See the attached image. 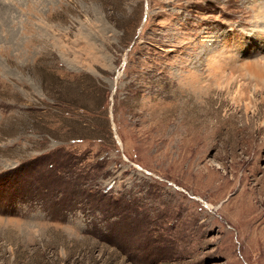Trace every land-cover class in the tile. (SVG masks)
I'll list each match as a JSON object with an SVG mask.
<instances>
[{"label":"rangeland","instance_id":"rangeland-1","mask_svg":"<svg viewBox=\"0 0 264 264\" xmlns=\"http://www.w3.org/2000/svg\"><path fill=\"white\" fill-rule=\"evenodd\" d=\"M251 8L0 0V264H264Z\"/></svg>","mask_w":264,"mask_h":264},{"label":"bare ground","instance_id":"bare-ground-1","mask_svg":"<svg viewBox=\"0 0 264 264\" xmlns=\"http://www.w3.org/2000/svg\"><path fill=\"white\" fill-rule=\"evenodd\" d=\"M252 12H255V19H259L261 16H264V11L259 8H251ZM225 63H212L211 72L214 76H219L224 73ZM241 73L245 71L244 69L239 70ZM251 76L254 82H257L264 88V62L259 61L256 62L253 66V69L250 70L249 73H242V77ZM218 88L221 89L222 92H230L232 88L230 85L223 86L221 84L218 85ZM231 93V92H230ZM231 95V94H230ZM261 98V99H260ZM233 100V99H232ZM234 102L237 105L236 109L232 111V113L227 114L225 120L227 121H235L241 123V129L247 131L249 129L254 128H264V116L262 119L259 118L261 114V105L264 104V93L258 91L257 87L254 88L253 91H242L241 89L237 90V95L234 98ZM238 117V118H237ZM217 124V123H216ZM257 138V137H256ZM210 208H212L210 206ZM259 247V246H258ZM255 248L260 250L259 248ZM253 249V251H255ZM261 255V254H260ZM258 256V255H257ZM256 256V257H257Z\"/></svg>","mask_w":264,"mask_h":264},{"label":"water","instance_id":"water-1","mask_svg":"<svg viewBox=\"0 0 264 264\" xmlns=\"http://www.w3.org/2000/svg\"><path fill=\"white\" fill-rule=\"evenodd\" d=\"M118 142L120 143V141L118 140Z\"/></svg>","mask_w":264,"mask_h":264}]
</instances>
